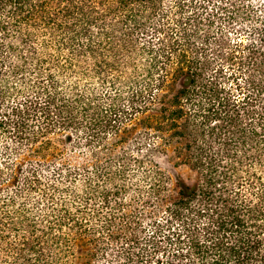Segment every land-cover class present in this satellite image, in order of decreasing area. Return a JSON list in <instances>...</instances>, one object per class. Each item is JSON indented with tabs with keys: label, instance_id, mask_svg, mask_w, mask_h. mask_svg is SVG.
<instances>
[{
	"label": "trees",
	"instance_id": "16d2710c",
	"mask_svg": "<svg viewBox=\"0 0 264 264\" xmlns=\"http://www.w3.org/2000/svg\"><path fill=\"white\" fill-rule=\"evenodd\" d=\"M0 264H264V0H0Z\"/></svg>",
	"mask_w": 264,
	"mask_h": 264
},
{
	"label": "rangeland",
	"instance_id": "374dc122",
	"mask_svg": "<svg viewBox=\"0 0 264 264\" xmlns=\"http://www.w3.org/2000/svg\"><path fill=\"white\" fill-rule=\"evenodd\" d=\"M156 159L160 166L170 174L172 181L180 180L186 184H192L195 181V171L182 162L171 148H166L164 152L157 155Z\"/></svg>",
	"mask_w": 264,
	"mask_h": 264
}]
</instances>
